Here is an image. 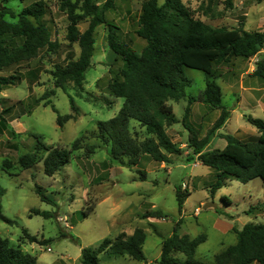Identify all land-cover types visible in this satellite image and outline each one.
<instances>
[{
	"label": "rangeland",
	"instance_id": "1",
	"mask_svg": "<svg viewBox=\"0 0 264 264\" xmlns=\"http://www.w3.org/2000/svg\"><path fill=\"white\" fill-rule=\"evenodd\" d=\"M38 0H7L6 8L20 12ZM49 7L46 21L51 40L59 43L57 54L41 50L39 57L31 62H22L8 72L20 77L16 87L0 93V112L11 108L7 115L11 130L0 133V186L5 194L0 197L2 214L13 224L0 217V236L11 245L38 259L42 264H80L82 249L97 248L105 239L115 240L121 233L131 235L142 228L147 241L144 255L148 264L159 260L162 241L173 235L176 224L181 221L179 235L196 238L207 236L199 246L195 258L213 264L215 255L237 241L234 233H225L223 222L242 229L249 223H264V207L254 214L246 212L252 205L264 202V184L260 179L243 184L229 180L226 187L214 196L211 186L216 182V171L202 165L198 158L188 161L193 150L188 147L189 131L183 124L188 102L170 101L179 122L168 128L172 140L183 149L182 155H171V163H157L142 156L140 164L132 169L121 166L110 157V147L104 146L93 134L99 121H108L118 114L124 100L111 97L108 85L125 67L109 48L107 29L99 26L95 34V53L91 69L86 74L84 93L78 95L73 85L65 92L55 87L51 72L56 66H66L80 56L78 43L69 46L67 40L69 21L60 10V0H45ZM102 7L107 0H94ZM197 18L213 28L243 27L247 31H264V0H235L234 8L224 10V0L213 6L212 12L201 9V0H182ZM145 0H115L114 8L105 13L106 20L120 28V37L137 53L146 42L136 35L138 17ZM162 5L164 0H158ZM207 7V4H205ZM208 14V15H207ZM89 23L82 21L78 28L84 32ZM264 50L262 51V53ZM260 56V55H259ZM259 56L251 59L237 58L229 65L217 64L214 77L222 88L223 102L231 113V119L218 134H230L244 142L257 140L259 132L246 122V117L264 120V79L253 76ZM190 80L188 96L194 98L188 118L200 138L206 136L218 119V110L202 101L207 75L198 70L185 68ZM45 93H53L50 100L58 113L44 107L38 100ZM70 97L79 108V115L59 127L58 114L75 115ZM92 97L100 98L96 102ZM112 102L105 104L104 100ZM131 127L137 131L139 140L145 138V130L137 122ZM41 136L47 147L71 150L70 162L54 176L44 172L41 162L31 169L19 164L22 156L34 152ZM79 140V150H72ZM96 146L88 155L87 146ZM226 141L216 136L208 151L224 149ZM45 156V153H41ZM12 168L7 172L5 163ZM146 173V181H140ZM185 184V187L183 186ZM42 188L49 203L41 201L36 187ZM189 193L182 213H179L176 190ZM228 198L225 202L223 198ZM207 203L217 208L205 210ZM199 209L200 213L195 214ZM32 210L50 212L52 218L31 213ZM160 211L166 219L144 218L148 212ZM86 214V216H85ZM232 217L228 219L226 217ZM222 222V223H221ZM29 237H35L32 243ZM48 241V243H43ZM184 259L183 255H178ZM100 264H146L129 257L107 258L100 256ZM257 264V263H254Z\"/></svg>",
	"mask_w": 264,
	"mask_h": 264
},
{
	"label": "trees",
	"instance_id": "2",
	"mask_svg": "<svg viewBox=\"0 0 264 264\" xmlns=\"http://www.w3.org/2000/svg\"><path fill=\"white\" fill-rule=\"evenodd\" d=\"M201 1V9L206 13L212 12L213 6L221 4L219 0ZM114 2L115 0H107L100 7L94 0H60V10L67 15L69 21V46L78 43L80 56L77 60H70L64 67L56 66L51 72L57 89L66 92L68 86L73 85L78 95H82L85 91L86 74L93 63L96 29L102 25L106 27L108 46L125 65L107 87L111 97L124 100L123 106L110 120L99 121L93 133L104 146L110 147L111 159L132 169L140 164L142 156L166 164L171 163V155H182L183 149L168 134V128L179 122L169 102L186 100L188 107L183 124L189 131L188 147L193 150L188 161L197 157L202 165L216 171L217 180L210 188L213 196L226 187L229 180L247 184L260 179L264 184V120L246 117V122L260 134L252 142H244L230 134H218L226 126L231 113L223 102L222 88L215 81L213 71L217 64L229 65L237 58L251 59L260 55L252 75L264 79V31H247L243 27L213 28L197 18L182 0H164L162 5L158 0H146L142 5L136 30V35L146 42V46L141 53H137L121 39L120 28L105 18V13L114 8ZM234 3L235 0H224V10L233 9ZM48 13L49 7L45 0H38L20 12L8 7L0 12V73L8 72L22 62L36 60L41 50L58 53L60 45L51 40L46 21ZM82 21L89 23L84 32H80L78 28ZM185 68L202 71L207 75L202 101L220 111L219 118L203 138L188 122L194 98L187 94L190 80L185 74ZM19 83L20 77L15 73L0 74V93ZM52 95L53 93H45L38 102L45 101L44 107H51L58 113L50 100ZM92 98L96 102L101 101L100 98ZM104 102L112 104L106 99ZM70 104L75 115L58 114L59 127L79 115V108L73 97H70ZM10 112L11 108L0 112L1 134L8 130L14 133L7 117ZM132 121L145 130L143 140H139L137 131L131 127ZM216 136L226 141L225 148L208 151V146ZM33 137L38 144L34 152L20 158L19 164L23 169H31L43 162L45 174L54 176L70 162L71 150L47 147L41 136ZM96 148L94 145L87 146L88 155L93 154ZM79 149L77 140L72 150ZM41 153H45V156ZM11 168L12 165L6 162L4 169L8 172ZM139 173L140 181H146V173ZM36 193L41 201L49 203L50 200L41 187H36ZM4 194L5 190L0 186V197ZM188 197L189 193L184 194L181 188L176 190L179 213H182ZM223 200L228 202V198L224 197ZM263 207L264 202L257 203L246 213L252 215ZM31 213L52 218L50 212L32 210ZM0 217L13 224L2 214L1 205ZM144 218L166 219V216L155 211L148 212ZM181 224L179 221L173 235L162 241L161 256L153 264H206L198 261L195 256L199 246L206 242L207 236H181ZM233 232L237 238L236 244L215 255L213 264H264V223H249L240 230L234 227ZM28 238L32 243L37 242L35 237ZM146 241L147 235L142 228H137L132 235L121 233L115 240L105 239L95 249H82L80 264H100L101 255L110 259L129 257L148 264L144 255ZM180 254L184 259L178 257ZM0 264L42 263L36 257L13 247L8 239L0 236Z\"/></svg>",
	"mask_w": 264,
	"mask_h": 264
},
{
	"label": "crops",
	"instance_id": "3",
	"mask_svg": "<svg viewBox=\"0 0 264 264\" xmlns=\"http://www.w3.org/2000/svg\"><path fill=\"white\" fill-rule=\"evenodd\" d=\"M3 1H7V0H3ZM145 1H146V0H145ZM257 78H258V77H257ZM219 116H220V111L218 110V118H219ZM230 119H231V117H230ZM230 119H229V120H230ZM229 120H228V122H229ZM228 122H227V124H228ZM227 124H226V125H227ZM225 127H226V126H225ZM225 127H224V128H225ZM220 132H221V131H220ZM221 223H222V222H221ZM223 226H224V229H223V230H224L225 233H234V232H233V228H234V227H233L232 223H230V222H223ZM234 234H235V233H234ZM131 235H132V234H131ZM236 242H237V241H236ZM235 244H236V243H235ZM160 256H161V254H160ZM159 258H160V257H159Z\"/></svg>",
	"mask_w": 264,
	"mask_h": 264
},
{
	"label": "water",
	"instance_id": "4",
	"mask_svg": "<svg viewBox=\"0 0 264 264\" xmlns=\"http://www.w3.org/2000/svg\"><path fill=\"white\" fill-rule=\"evenodd\" d=\"M4 9H5V7L0 3V12H1L2 10H4ZM212 208H217V205L214 204V203H207V204H205V206H204V209H205V210L212 209Z\"/></svg>",
	"mask_w": 264,
	"mask_h": 264
},
{
	"label": "built area",
	"instance_id": "5",
	"mask_svg": "<svg viewBox=\"0 0 264 264\" xmlns=\"http://www.w3.org/2000/svg\"><path fill=\"white\" fill-rule=\"evenodd\" d=\"M183 186L185 187V184H184V183H183ZM199 213H200V210H199V209H196V210H195V214L198 215Z\"/></svg>",
	"mask_w": 264,
	"mask_h": 264
}]
</instances>
